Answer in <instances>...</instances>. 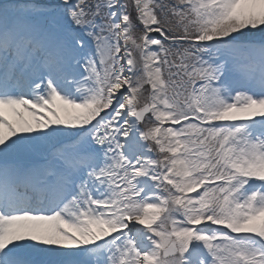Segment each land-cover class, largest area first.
I'll list each match as a JSON object with an SVG mask.
<instances>
[{"label": "snow or ice", "instance_id": "snow-or-ice-1", "mask_svg": "<svg viewBox=\"0 0 264 264\" xmlns=\"http://www.w3.org/2000/svg\"><path fill=\"white\" fill-rule=\"evenodd\" d=\"M0 264H264V0H0Z\"/></svg>", "mask_w": 264, "mask_h": 264}]
</instances>
